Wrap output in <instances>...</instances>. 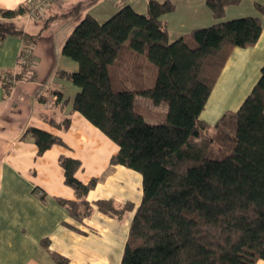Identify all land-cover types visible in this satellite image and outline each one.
<instances>
[{"label":"trees","instance_id":"trees-1","mask_svg":"<svg viewBox=\"0 0 264 264\" xmlns=\"http://www.w3.org/2000/svg\"><path fill=\"white\" fill-rule=\"evenodd\" d=\"M131 1H115L118 10L105 20L85 14L62 48L78 68L58 72L78 88L72 110L118 144L111 164L143 176L142 201L120 264H258L264 260V67L239 109L227 111L214 125L201 113L233 50L253 46L261 37L264 2L255 3L263 18L225 20L226 8L242 0H206L218 21L171 41L164 16L175 11V3L148 0L140 12ZM82 7L65 16L77 15ZM27 11L22 5L0 8V40L19 34L35 43L36 36L11 21ZM24 57L26 69L29 58ZM53 92L57 104H69L61 90ZM140 96L166 107L165 120L150 123L136 109ZM70 122L66 117L57 125L67 128ZM27 133L39 153L63 143L41 128ZM60 163L77 199L59 202L82 222L92 210L86 196L97 178L86 183L77 178L78 158L63 155ZM95 205L117 218L135 207H117L110 199ZM43 244L48 247L49 240ZM51 255L57 264H72L62 254Z\"/></svg>","mask_w":264,"mask_h":264},{"label":"crops","instance_id":"crops-1","mask_svg":"<svg viewBox=\"0 0 264 264\" xmlns=\"http://www.w3.org/2000/svg\"><path fill=\"white\" fill-rule=\"evenodd\" d=\"M33 1L0 0V8H28ZM102 1L53 0L36 17L23 14L12 19L24 34L36 36L35 42L48 39L35 53L32 44L26 69L22 54L27 45L25 38L9 34L0 40V264H57L51 251L66 256L72 264L121 263L132 218L142 201L143 176L132 168L111 164V158L119 151L118 144L80 112L72 110L78 88L58 74L60 70L78 68L76 62L63 60L62 48L82 15L91 13L98 19L104 16L105 20L118 10H100ZM172 1L176 9L167 19L171 41L218 21L206 0ZM133 2L136 10L146 11L148 0L136 6ZM256 2L264 0H242L228 6L224 18L229 9H239L244 3L247 6L242 12L237 11L241 14L238 17L263 18ZM80 3L83 7L77 15L65 16ZM263 67L264 29L255 45L233 50L201 119L214 125L227 111L239 109L260 79ZM19 73L21 78L15 79ZM53 90H61L69 104H57ZM66 117L71 119L69 126L59 127L57 124ZM30 127L58 135L63 143L39 153L34 138L27 133ZM63 155L81 160L78 179L86 183L97 178L86 196L92 210L82 222L71 217L67 207L59 202L60 198L77 199L74 188L65 183L60 163ZM100 199H110L117 207L126 203L135 207L117 218L95 205ZM45 239L49 240L48 247L43 244ZM258 264H264V260Z\"/></svg>","mask_w":264,"mask_h":264},{"label":"rangeland","instance_id":"rangeland-1","mask_svg":"<svg viewBox=\"0 0 264 264\" xmlns=\"http://www.w3.org/2000/svg\"><path fill=\"white\" fill-rule=\"evenodd\" d=\"M133 4L136 6V3H140V4H144L145 0H133ZM164 1V0H163ZM247 3H244V5H242L241 7H239V9H229L228 10V15L226 18H224L225 20L227 19H233V18H236L238 17V15H241L239 14L238 12H242L245 8H246V5ZM98 8L100 10H103V11H106V10H117L118 9V6L116 5V2H111V0H104L102 1V3L98 6ZM238 11V12H237ZM83 17V15H82ZM99 18L101 20H104V16H99ZM166 19H168L169 21V14L166 15L165 17ZM205 25V24H204ZM48 41V39H39L38 42H35L33 44V49H34V53H35V50L38 48H41L43 45H45V43ZM28 44V43H27ZM32 44V43H30ZM63 60H65L67 63L69 64H76L75 61L65 57L63 55ZM64 61V62H65ZM136 109L143 113L147 120L150 122V123H157V122H161V121H164L165 118H166V110H165V107L164 106H159V107H156L153 105L152 101L148 98H145V97H138L137 101H136ZM111 264H115V262H112Z\"/></svg>","mask_w":264,"mask_h":264},{"label":"built area","instance_id":"built-area-1","mask_svg":"<svg viewBox=\"0 0 264 264\" xmlns=\"http://www.w3.org/2000/svg\"><path fill=\"white\" fill-rule=\"evenodd\" d=\"M53 1V0H34L29 6H28V11L27 15L30 18L36 17L39 12H42L48 4ZM31 53H32V44L28 43L22 54L24 56H28L29 60L31 59Z\"/></svg>","mask_w":264,"mask_h":264}]
</instances>
